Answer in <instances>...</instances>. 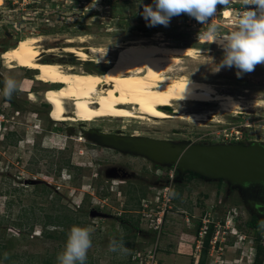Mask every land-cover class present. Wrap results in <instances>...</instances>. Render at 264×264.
<instances>
[{
  "label": "rangeland",
  "instance_id": "obj_1",
  "mask_svg": "<svg viewBox=\"0 0 264 264\" xmlns=\"http://www.w3.org/2000/svg\"><path fill=\"white\" fill-rule=\"evenodd\" d=\"M138 2L0 0V264H57L73 225L94 229L86 264H199L202 258L204 264H264V223L250 229L251 214L245 204L246 199L256 198L260 185L237 187L205 177L187 182L185 173L180 175L175 167L106 146L90 133L186 147L264 145V64L239 78L234 67L216 71L222 49L197 41L207 25L181 14L166 27L148 26L142 5L153 0ZM241 8L239 0L217 5V15L209 22L228 32L232 26L227 24ZM224 9L230 10L229 19H224ZM26 37H40L42 47L56 50L48 53L46 63L101 74L110 66L95 62L112 61L129 41L200 49L203 52L195 59L180 57L173 74L210 82L218 92L239 97L248 109L214 114L202 125L128 119L57 123L54 105L45 100L59 86L42 85L36 71H10L2 64L8 48ZM76 46L95 52L88 50L87 61L82 62L60 50ZM8 77L20 86L10 101L3 96ZM180 106L174 104L180 112L217 108L197 103ZM65 216L71 221L63 220ZM47 217L54 223L46 224ZM59 220L63 221L57 224ZM210 225L213 234L205 247ZM43 231L50 237H44ZM113 239H122L127 252L110 251Z\"/></svg>",
  "mask_w": 264,
  "mask_h": 264
},
{
  "label": "bare ground",
  "instance_id": "obj_2",
  "mask_svg": "<svg viewBox=\"0 0 264 264\" xmlns=\"http://www.w3.org/2000/svg\"><path fill=\"white\" fill-rule=\"evenodd\" d=\"M230 15V10L224 9V19H229ZM227 25L232 26V23ZM40 40V37L22 38L17 45L8 48L1 61L10 71L19 68L36 71L37 81L42 85H62L45 100L54 105L53 120L57 123L128 119L142 122L179 120L202 125L214 114H238L248 109L239 97L218 92L210 82L173 74L172 67L179 64L180 57L195 59L196 54L203 52L200 49L129 41L119 47L112 61L99 58L95 62L110 66L109 71L105 70L107 73L101 74L83 72L70 66L64 69L59 64L44 62L48 53L56 50L45 49ZM197 41L209 44L202 35ZM60 50L76 55L82 62L87 61L88 50L95 52L94 49L77 46ZM176 103L183 108L192 103L212 104L217 108L214 111L180 112L174 107Z\"/></svg>",
  "mask_w": 264,
  "mask_h": 264
},
{
  "label": "clouds",
  "instance_id": "obj_3",
  "mask_svg": "<svg viewBox=\"0 0 264 264\" xmlns=\"http://www.w3.org/2000/svg\"><path fill=\"white\" fill-rule=\"evenodd\" d=\"M139 0L138 3H140ZM231 0H153L143 4L141 15L148 26H168L174 16L187 14L207 29L201 34L209 44H217L223 57L216 71L222 67L236 68L237 77L251 73L257 65L264 64V0H239L242 8L237 11L232 28L221 32L218 25L210 23L217 15V5H229ZM255 6V7H253ZM228 14V13H227ZM18 82L8 77L4 80L3 96L10 101L19 90ZM92 227L73 225L68 234L64 249L57 255V264H86L88 250L92 247ZM109 250L127 252L124 241L113 239Z\"/></svg>",
  "mask_w": 264,
  "mask_h": 264
},
{
  "label": "water",
  "instance_id": "obj_4",
  "mask_svg": "<svg viewBox=\"0 0 264 264\" xmlns=\"http://www.w3.org/2000/svg\"><path fill=\"white\" fill-rule=\"evenodd\" d=\"M102 144L146 156L156 164L175 167L183 175L223 180L233 186H264V145L253 143L176 146L164 140L123 137L91 131ZM264 214L263 208H258Z\"/></svg>",
  "mask_w": 264,
  "mask_h": 264
},
{
  "label": "trees",
  "instance_id": "obj_5",
  "mask_svg": "<svg viewBox=\"0 0 264 264\" xmlns=\"http://www.w3.org/2000/svg\"><path fill=\"white\" fill-rule=\"evenodd\" d=\"M175 172H176V171H175ZM176 174H177V172H176ZM200 177H201V176H199V175H197V174H194V173H191V172H187V173H185V175L183 176V179L186 180V181L188 182V181H191V180H193V179H199ZM51 219H52V218L47 217V221H46L45 223H46V224L54 223V222L51 221ZM57 219H59V218H57ZM63 220L71 221V220H69V217H67V216H65ZM63 220H61V221H63ZM59 221H60V220H59ZM59 221L57 222V224H58V223H61V221H60V222H59ZM258 224H259V221H258L256 218H252V219L248 222L247 226H248L250 229H256L257 226H258ZM42 233H43V236H44V237H48V238L50 237L47 231H43ZM212 234H213V229H212V226L210 225V226L207 228V232H205V237H204V241H203V244H204L205 247H207V246L209 245V242H210V239H211V237H212ZM203 253L205 254V252H203ZM204 254H203V255H204ZM6 259H7V258H6ZM256 263H260V261L256 259ZM41 264H49V263H48V262H44V263H41ZM199 264H204V259H203V258L200 260Z\"/></svg>",
  "mask_w": 264,
  "mask_h": 264
},
{
  "label": "flooded vegetation",
  "instance_id": "obj_6",
  "mask_svg": "<svg viewBox=\"0 0 264 264\" xmlns=\"http://www.w3.org/2000/svg\"><path fill=\"white\" fill-rule=\"evenodd\" d=\"M56 86H60V85H54L53 87L56 88ZM258 192H255V196H252L251 198L246 199L245 204L248 208V210L250 211V220L252 218H256L259 223L263 222L264 223V214L263 212L260 213L258 208H263L264 209V186H259L257 188ZM259 196V198H257ZM249 220V221H250Z\"/></svg>",
  "mask_w": 264,
  "mask_h": 264
},
{
  "label": "snow or ice",
  "instance_id": "obj_7",
  "mask_svg": "<svg viewBox=\"0 0 264 264\" xmlns=\"http://www.w3.org/2000/svg\"><path fill=\"white\" fill-rule=\"evenodd\" d=\"M228 14L227 13H225V16H227Z\"/></svg>",
  "mask_w": 264,
  "mask_h": 264
},
{
  "label": "built area",
  "instance_id": "obj_8",
  "mask_svg": "<svg viewBox=\"0 0 264 264\" xmlns=\"http://www.w3.org/2000/svg\"><path fill=\"white\" fill-rule=\"evenodd\" d=\"M230 144V143H229Z\"/></svg>",
  "mask_w": 264,
  "mask_h": 264
}]
</instances>
